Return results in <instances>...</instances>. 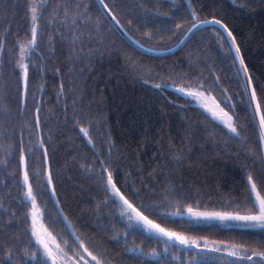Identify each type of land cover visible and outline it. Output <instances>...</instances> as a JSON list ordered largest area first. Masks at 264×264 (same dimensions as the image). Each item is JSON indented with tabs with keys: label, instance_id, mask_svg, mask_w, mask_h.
Masks as SVG:
<instances>
[{
	"label": "trees",
	"instance_id": "16d2710c",
	"mask_svg": "<svg viewBox=\"0 0 264 264\" xmlns=\"http://www.w3.org/2000/svg\"><path fill=\"white\" fill-rule=\"evenodd\" d=\"M58 2L62 0H45L47 7L39 21L37 47L30 55L34 63L29 68L28 106L23 118V122H30L29 115L35 117L34 101H38L40 134L48 149L56 191L55 198L50 190L37 196L41 221L62 244L64 240L71 244L69 229L58 215L62 210L70 230L82 238H91L104 250L110 264H142L139 258L126 252L123 241L117 244L111 239L113 232L107 229L123 231L124 224L111 204H100L105 193L95 176L90 178L79 168L84 162L81 158L92 159V152L97 149H102L106 156L111 147L117 187L128 195L138 190L145 203L156 198L153 192L168 187L174 190L177 199L193 206L198 201L209 210L243 204L249 195L248 172L259 179L261 150L251 110H246L247 97L242 95L241 78L225 37L221 41L214 34L223 35L218 28H201L171 54L148 55L128 45L116 33L94 0H82L91 5L88 15L102 23L104 40L85 39L73 47L71 34L58 18L51 16ZM114 2L120 4L114 11L124 29L150 48L173 45L190 26L189 23L179 31L173 28V20L190 21L184 0H105L110 7ZM25 3L26 0H0V36L4 39L5 60L17 40L24 38L30 29ZM241 3L247 6L241 9ZM192 7L197 9L200 19L215 16L232 31L259 94L260 85H264V0H192ZM128 19L133 20L131 28L127 26ZM88 28L87 24L80 25L78 31L87 32ZM145 32L152 33L154 38H146ZM160 36L164 39H159ZM176 74H183V82L175 79ZM160 78L167 79L174 88L182 83L195 86L203 82L221 107L227 108L226 94L236 105L235 118L245 127L242 139L232 138L223 125L183 93L169 88L154 89L152 85L159 83ZM0 80L9 78L4 76ZM10 84L5 89L7 100L3 102L15 109L14 78ZM74 113L83 114L81 123L89 128L95 149L87 144L76 122L69 119ZM19 124L13 141L20 138ZM34 139L25 130V146ZM7 143L0 139L5 148ZM29 163L32 166L39 161L29 155ZM16 169L18 151L13 149L9 155L0 148V180L4 181L0 183V197H4L0 201V221L9 218L5 209L15 210L18 224L12 231L27 242L24 229L30 222H23L25 209L16 203L21 199L16 187L19 177L8 175ZM53 199L59 201L58 208ZM174 220L169 226L182 230L180 219ZM213 223L215 226L193 227L190 234L230 243L260 239L262 235L259 229ZM128 240L133 241L131 234ZM135 243H141L138 236Z\"/></svg>",
	"mask_w": 264,
	"mask_h": 264
},
{
	"label": "snow or ice",
	"instance_id": "6c2138e0",
	"mask_svg": "<svg viewBox=\"0 0 264 264\" xmlns=\"http://www.w3.org/2000/svg\"><path fill=\"white\" fill-rule=\"evenodd\" d=\"M97 3L102 6L106 16L110 18V26H114L123 36L131 39L114 11V9L120 8V4L114 2L110 7L108 3H105V0H97ZM188 6L190 21L177 22L173 20V28L179 31L190 23L183 33L186 38H191L196 31L205 26L213 29L219 27L223 33H226L230 40L229 54L234 51L233 65L235 66L237 62L239 65L237 75L243 73L241 85L244 88L242 95L247 97L246 110H251V119L258 125L260 145L264 147V85H260L258 94L253 85V78L248 73L244 58L241 56L240 48L228 26L215 16H212L211 19H200L197 9L192 7V0H188ZM246 6L243 3L239 5L241 9ZM46 7L45 0H26L24 8L25 15L30 20V29L25 37L17 40L13 49L9 50L7 60L3 57L4 39L0 36V77L7 76L9 78V80H0V139L8 141L6 148L3 144H0V148H4L9 155L13 149L18 151V169L8 175H18L19 177L16 187L21 199L16 203L25 209L23 222L25 224L30 222L29 227L24 229L28 240L22 242L20 236L12 231V228L18 224L15 210H4L9 218L0 221V264H110L104 250L91 238H82L72 231V243L69 244L68 240H64L62 247L39 219L42 213L37 204V196L48 194L50 190L51 196L55 198L56 191L48 149L44 147L45 140L40 134L41 124L38 115L40 105L38 101H34L37 113L35 117L29 115L30 122H23V118L28 106L29 68L30 64L34 63L30 61V55L37 47L40 32L39 21ZM89 7L91 5L83 3L82 0H62V2L56 3L51 12V16L54 19L58 18L59 23L71 34L73 47L77 43L82 44L85 39L89 42L104 40V36L101 35L103 25L99 20H93L88 15ZM164 15H168V13H164ZM126 23L129 28L133 26L132 19H128ZM85 24L89 25L87 32L78 31L79 26ZM173 34L175 35V31ZM214 34L223 41V35ZM143 35L148 39L154 38L153 34L149 32H145ZM159 39L163 40L164 37L160 36ZM186 42V39L182 40V43ZM134 43L139 44V41ZM139 46L143 47V45ZM13 78L17 100L15 109L3 102L8 97L5 89L11 86L10 82ZM175 79L183 82L184 76L176 74ZM216 80L218 81L219 77ZM147 82L145 81V83ZM152 86L154 89L163 91L172 85L167 79L160 78V82ZM176 90L199 101L200 106L211 115L214 121L223 125V128L227 129V134H230L232 138L242 139L241 133L244 132L245 127L235 118L236 105L231 103V98L226 94L227 108L221 107V102L211 95L210 90L205 87L203 82L196 83L195 86L190 83L178 84ZM69 119L76 122L80 133L87 139V144L95 149L96 146L89 134V128L81 123L83 114L74 113ZM18 122H20V138L18 141H13ZM25 130H28L29 135L35 137L27 147L23 140ZM29 155L36 157L39 163L30 166ZM92 157V159L82 157L84 162L79 164V168L85 171L90 178L93 176L97 178L105 193L104 200L100 204L105 206L111 204L124 224L123 231H117L114 227L107 229L113 232L111 239L117 244L123 241L122 246L126 252L139 258L142 264H153V261L155 264H171L172 261H178L179 264H220L218 258L221 257H234L242 264H264V194H262L264 193V152L259 155L261 161L259 179H254L251 172L247 174L249 195L245 202L222 210L202 208L198 201L193 206L192 203L177 199L173 194L174 190L168 187L163 188L159 193L153 192L152 195L156 198L145 203L140 198L138 190H133L131 195H128L117 187V182L114 180L115 161L111 156V147L108 148L106 156L102 149H97L92 152ZM0 183H4V181L0 180ZM3 199L4 197H0V201ZM56 203L58 205L59 201ZM100 204L97 205L98 209ZM58 215L68 223L62 210ZM109 218L114 217L110 216ZM174 218L180 219L179 227L182 230L169 226L175 223ZM213 222H219L220 225L229 228L241 226L249 230L259 229L262 235L260 239L230 243L225 240H209L207 236L190 234L193 227L215 226ZM68 226L71 227L70 223ZM130 234L133 236L131 243L128 240ZM137 236L140 238V244L135 243ZM145 244L148 247H144ZM69 252L72 253L71 256L68 255ZM85 256L89 259H85ZM224 264H227L226 259Z\"/></svg>",
	"mask_w": 264,
	"mask_h": 264
},
{
	"label": "water",
	"instance_id": "95a60500",
	"mask_svg": "<svg viewBox=\"0 0 264 264\" xmlns=\"http://www.w3.org/2000/svg\"><path fill=\"white\" fill-rule=\"evenodd\" d=\"M185 1V3H186V5H187V7H188V9H189V6H188V2H187V0H184ZM94 2H95V4L97 5V7H98V9H99V11L102 13V15L105 17V19L108 21V23H109V19L110 18H108L107 16H106V13L103 11V9H102V6L100 5V4H98L97 3V0H94ZM209 19H211V18H209ZM203 20V19H202ZM110 24V23H109ZM205 27H207V26H205ZM112 28L116 31V33L128 44V45H130L131 47H133L134 49H136L137 51H139V52H142V53H144V54H148V55H154V56H162V55H167V54H171V53H173V52H175L176 50H178L180 47H182L185 43H182V40H189V38H186V37H184V35L182 34V36L178 39V41L177 42H175L173 45H171V46H169V47H167V48H161V49H157V48H150V47H147V46H145V45H143V44H141L140 42H139V44H137V43H134L135 41H137L136 39H134L125 29V31L128 33V36L129 37H131V39H128L127 37H125V36H123L122 34H121V32L120 31H118L114 26H112ZM220 31H221V33L223 34V36L225 37V39H226V41H227V43H228V45L230 46V40H229V38L227 37V35H226V33H223V30L221 29V28H219V27H217ZM139 45H143V47L141 48ZM232 55H234V51H233V53H232ZM236 66H237V68L239 67V65H238V62L236 63ZM240 78L243 76V73L241 72L240 74ZM169 89H172V90H174V91H177L176 90V88H174V87H168ZM255 123V122H254ZM255 127H256V131H257V136H258V140H259V134H258V125L255 123ZM259 145H260V142H259ZM260 150H261V152H264V147H262L261 145H260ZM54 200V203H55V205L57 206V208H58V205H57V203H56V200L55 199H53ZM66 223V222H65ZM66 225H67V227H68V229H69V231H70V233H72V231L70 230V228H69V226H68V224L66 223ZM73 238V237H72ZM234 258V257H233ZM253 259H257V258H253Z\"/></svg>",
	"mask_w": 264,
	"mask_h": 264
},
{
	"label": "rangeland",
	"instance_id": "374dc122",
	"mask_svg": "<svg viewBox=\"0 0 264 264\" xmlns=\"http://www.w3.org/2000/svg\"><path fill=\"white\" fill-rule=\"evenodd\" d=\"M185 95V94H184ZM186 96V95H185ZM188 97V96H187ZM188 98H190L195 104H197V105H199L200 106V103H199V101H197L195 98H192V97H188ZM201 107V106H200ZM202 108V107H201ZM203 109V108H202ZM204 110V109H203ZM205 111V110H204ZM206 112V111H205ZM208 115L209 116H211L209 113H208ZM29 207H30V205H29ZM40 221H41V216H40ZM42 222V221H41ZM219 223V222H218ZM43 224V223H42ZM44 225V224H43ZM233 228H243V227H241V226H233ZM70 232V231H69ZM70 236H71V238H72V235H71V233H70ZM73 239V238H72ZM55 241L57 242V243H60L61 244V246L63 247V244L58 240V239H56L55 238ZM173 251H175V249H173ZM68 255L69 256H71L72 255V253L71 252H69L68 253ZM85 259H89L87 256H85ZM225 259H226V261H227V264H242V262L241 261H238V260H236V259H232V258H229V257H226V258H223V257H221V258H218V260H219V262H220V264H224V262H225Z\"/></svg>",
	"mask_w": 264,
	"mask_h": 264
},
{
	"label": "flooded vegetation",
	"instance_id": "af4514ba",
	"mask_svg": "<svg viewBox=\"0 0 264 264\" xmlns=\"http://www.w3.org/2000/svg\"><path fill=\"white\" fill-rule=\"evenodd\" d=\"M243 255V254H242ZM229 258H232V259H236V258H233V257H229ZM237 260V259H236Z\"/></svg>",
	"mask_w": 264,
	"mask_h": 264
}]
</instances>
